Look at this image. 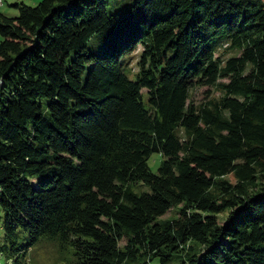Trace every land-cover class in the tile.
Listing matches in <instances>:
<instances>
[{
	"label": "trees",
	"instance_id": "1",
	"mask_svg": "<svg viewBox=\"0 0 264 264\" xmlns=\"http://www.w3.org/2000/svg\"><path fill=\"white\" fill-rule=\"evenodd\" d=\"M13 6L0 13V264L41 247L53 264H264V0Z\"/></svg>",
	"mask_w": 264,
	"mask_h": 264
},
{
	"label": "rangeland",
	"instance_id": "2",
	"mask_svg": "<svg viewBox=\"0 0 264 264\" xmlns=\"http://www.w3.org/2000/svg\"><path fill=\"white\" fill-rule=\"evenodd\" d=\"M41 0H0V13L8 16V17H16L18 15L17 9L13 6L16 3H24L29 6H35L38 4ZM1 40V37H0ZM226 43H222V46H225ZM220 48V47H219ZM87 49L90 52L101 54L102 50L99 44V41L97 40L96 36H93L89 42L87 43ZM141 48H137L136 51H134L132 54L126 57V68L130 69L131 72H129L126 68H123L124 73L128 76L129 79L134 80V73L137 70L136 62L138 60L139 54H140ZM222 59L227 58L228 54H223L222 50L219 49L217 52ZM204 89H194L191 91V96L194 102H200L203 96ZM162 160V156L159 153H152L149 157V160L147 162L148 168L152 173H157L160 161ZM133 191L137 194L148 192V188L142 184L136 185L133 187ZM176 211L177 208H173L170 212H168L163 217L159 218L157 221H171L176 217ZM2 223H3V213L0 208V240L3 237V229H2ZM56 254L54 252V249L52 248H46L43 247L37 249L31 254V262L32 264H53L56 259ZM182 260V255L180 254H174L172 258L169 260L167 264H178ZM139 264H160L158 258H152L150 260L148 259H139Z\"/></svg>",
	"mask_w": 264,
	"mask_h": 264
},
{
	"label": "built area",
	"instance_id": "3",
	"mask_svg": "<svg viewBox=\"0 0 264 264\" xmlns=\"http://www.w3.org/2000/svg\"><path fill=\"white\" fill-rule=\"evenodd\" d=\"M1 4V3H0Z\"/></svg>",
	"mask_w": 264,
	"mask_h": 264
}]
</instances>
